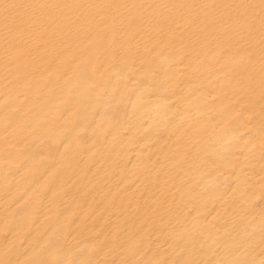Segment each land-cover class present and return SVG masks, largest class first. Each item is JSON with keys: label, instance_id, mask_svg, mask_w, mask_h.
<instances>
[{"label": "bare ground", "instance_id": "obj_1", "mask_svg": "<svg viewBox=\"0 0 264 264\" xmlns=\"http://www.w3.org/2000/svg\"><path fill=\"white\" fill-rule=\"evenodd\" d=\"M0 264H264V0H0Z\"/></svg>", "mask_w": 264, "mask_h": 264}]
</instances>
